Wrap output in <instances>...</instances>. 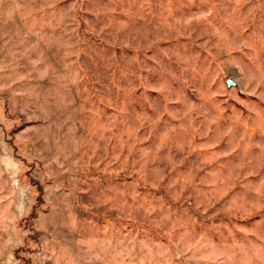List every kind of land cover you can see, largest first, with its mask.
<instances>
[{"label":"rangeland","instance_id":"obj_1","mask_svg":"<svg viewBox=\"0 0 264 264\" xmlns=\"http://www.w3.org/2000/svg\"><path fill=\"white\" fill-rule=\"evenodd\" d=\"M0 264H264V0H0Z\"/></svg>","mask_w":264,"mask_h":264},{"label":"water","instance_id":"obj_2","mask_svg":"<svg viewBox=\"0 0 264 264\" xmlns=\"http://www.w3.org/2000/svg\"><path fill=\"white\" fill-rule=\"evenodd\" d=\"M227 86H228L229 88H232V87H235V86H236V83H235L233 80H229V81L227 82Z\"/></svg>","mask_w":264,"mask_h":264}]
</instances>
